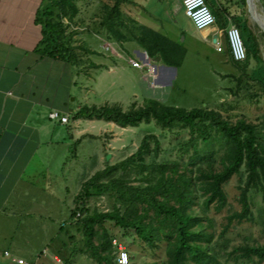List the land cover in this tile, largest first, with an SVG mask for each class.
Instances as JSON below:
<instances>
[{"label": "trees", "instance_id": "1", "mask_svg": "<svg viewBox=\"0 0 264 264\" xmlns=\"http://www.w3.org/2000/svg\"><path fill=\"white\" fill-rule=\"evenodd\" d=\"M46 1L48 6L38 15L42 34L36 51L76 65L75 47L66 31L79 13L77 0ZM131 3L132 0L103 3L97 26L103 28L110 40L120 44L132 41L154 61L180 67L185 47L125 15L124 4ZM84 49L87 53L94 52ZM252 51L258 52L257 45ZM231 61L241 73L236 77V89L232 90L236 96L247 64ZM247 84H244L246 88ZM260 85L264 88L263 83ZM74 118L104 120L120 127H137L142 122L154 121L163 129L179 127L189 131L188 139L178 143L181 154H188L185 162L178 159L157 162L160 140L155 134L147 133L131 155L96 171L83 182L76 201L112 190V195L121 202V206L115 205L109 211H90L85 203L71 210L74 220L79 211L82 213L77 221L82 226L85 251L97 264H118L112 240L123 242L105 222L118 227L123 238L133 243L142 241L149 248L164 244L167 264H229L230 259L232 264L264 262V244H244L227 250L225 242L222 245L216 242V236H223L234 221L254 220L249 192L259 193L264 201V121L258 123L244 116L232 121L216 109L166 105L154 98H144L141 104L133 102L125 110L118 103L82 105ZM219 152L220 166L216 167ZM116 169H120V177L101 181ZM233 175H238L241 182L240 210L227 215V222L217 235L213 219L207 213L211 208L219 212L228 205L224 186ZM131 178L138 184H132ZM261 213L264 228V207Z\"/></svg>", "mask_w": 264, "mask_h": 264}, {"label": "rangeland", "instance_id": "2", "mask_svg": "<svg viewBox=\"0 0 264 264\" xmlns=\"http://www.w3.org/2000/svg\"><path fill=\"white\" fill-rule=\"evenodd\" d=\"M132 1L133 4H124L125 15L173 38L186 48V55L181 66L178 68L171 66L175 70L172 71L171 84L168 86L164 101L161 102L184 108L216 109L232 121L241 116L258 123L264 121V88L260 85L264 84L263 58L255 57L249 60V65L245 68L246 72L241 76V89L234 96L232 90L237 87L236 77L241 74L239 69L228 61L226 64L230 67V71L227 70L228 67L225 69L220 65L217 60L220 53H214L211 46L197 36V33L193 31L195 27L192 26L177 1ZM113 2L114 0H77L80 12L72 25L67 28L66 36L70 39V44L75 47L78 58V63L73 64L72 72L75 74V69L81 70L80 75L84 78V88L81 87L82 83L78 80L77 85L70 93V111H74L80 105L99 106L113 103H118L125 110L133 102L141 104L144 98H151L144 95L139 83V78L144 71L132 63V61L138 62V60L130 58V54L138 57L137 52L133 49L135 43L126 41L120 45V43L108 39L103 28L97 26L101 19L102 4L111 5ZM257 2L262 5V12H260L264 16V0ZM142 9L149 16L144 13L142 15ZM63 21L67 23L65 19ZM86 23L87 26L82 27ZM241 26L242 39L250 48H255L257 43L264 40V32L257 22ZM192 35L198 41L191 40L190 36ZM183 37L186 38L184 41ZM84 47L92 48L96 53H87ZM90 62L98 63L99 66L91 67ZM109 66L114 67L113 72L108 70ZM146 68H150L149 65ZM88 73L93 74L94 79L88 78ZM245 83H249L247 84L248 88L244 85ZM94 120L100 125L99 128L96 126V128H92L96 135L94 137L91 135L78 137V140L70 141L68 150L65 149L61 153V160L57 165L59 169L53 167L50 177L51 181L53 180V192L47 191L46 193L45 191L44 195L37 199L38 206H40L41 200L45 201L44 208H38V212H41L40 217L36 211H33L30 216L32 222L27 240L25 237L16 239L20 250L45 248L46 256L49 255L47 256L49 264H64L66 260L68 261L66 264H97L89 252L85 251L82 226L77 221L82 213L77 210L79 216L76 215V220H74L71 218V210L76 205L84 203L90 211L93 209L109 211L115 205L121 206L117 197L112 195V190L76 201L77 194L82 190V180L84 182L89 180L96 171L131 155L147 133L155 134L160 140L157 162L173 159L185 162L188 157V154L182 155L178 147L179 142L188 139L189 131L187 129L174 127L167 130L161 128L154 121L142 122L137 127L125 128L104 120ZM151 146H154L153 140H151ZM220 154L219 152L216 155V167L220 166ZM63 155H67V157L62 158ZM96 157L98 159L95 161ZM146 161H149L148 157ZM95 163L98 166L90 169ZM120 173V169H116L101 181L120 177ZM131 179L132 184H138V181ZM240 184L239 176L233 175L224 186L228 195V205L219 212L211 208L207 213L213 219L217 235L226 224L227 215L235 210H240ZM249 197L254 220L234 221L223 236H216L217 245H222L225 242L227 250H231L233 246L238 245L264 244L263 214L261 213L264 201L259 193L253 191L249 192ZM72 198L73 200H71ZM23 216L26 217L24 214ZM23 216L20 217V221H23ZM65 219L68 221L67 224L64 222ZM105 226L110 228L113 234L122 237V244L130 255L129 264H167L164 244L149 248L142 241L133 243L131 239L123 238L122 231L111 222H105ZM25 243H28L27 247ZM54 254L59 255L61 262L54 260ZM26 258L31 260L34 257L26 256ZM41 259H37L38 264ZM221 259L223 260V258ZM232 262L233 260L230 259L228 263L232 264ZM258 264H264V262Z\"/></svg>", "mask_w": 264, "mask_h": 264}, {"label": "crops", "instance_id": "3", "mask_svg": "<svg viewBox=\"0 0 264 264\" xmlns=\"http://www.w3.org/2000/svg\"><path fill=\"white\" fill-rule=\"evenodd\" d=\"M175 1L183 10L182 0ZM253 1L254 9L261 13L262 5L258 4V0ZM206 2L216 16V23L209 28L193 31L210 45L216 54L220 52H217L213 45L215 31L230 24L242 28V24L252 25L256 22L252 13L253 7L250 11L247 0ZM48 4L46 0H0V264H15L4 255V251L27 260L29 258L26 256H33L29 261L36 264L37 259L43 258L40 264H49V255L46 256L45 248L20 250L16 239L25 237L27 240L33 211L40 217L38 208L43 209L45 201L41 200L38 206L37 199L41 198L45 191L53 192V180L50 179L53 167L59 164L61 153L65 149L68 150L70 141L87 135L94 137L96 134L92 128L100 127L94 119L74 118V113L82 105L70 111V93L78 80L84 88L81 70L75 69L74 74L73 64L56 57L41 55L36 51L42 34L38 15ZM143 13L145 14L144 10L142 15ZM145 15L149 16L147 13ZM85 26L87 23L82 25ZM190 38L198 41L193 35ZM184 39L186 38L183 37V41ZM245 45L249 60L255 57L264 58V40L257 43L256 54L249 45ZM133 47L138 57L130 54V58L138 60L142 65V68H137L144 71L139 78L144 95L164 101L171 84L172 71L175 69L154 61L136 44ZM90 50L96 53L94 49ZM229 59L227 52L220 53L217 58L220 65L225 69L228 67V71L230 67L226 61L236 67ZM148 65L150 68L147 69ZM109 67L108 70L113 72L114 67ZM87 75L88 78L94 79L93 74ZM54 110L61 115H68V122L61 123L58 119L51 118L49 113ZM108 123L116 125L114 122ZM97 159L96 157L95 161ZM97 166L95 163L90 169ZM83 182L84 180L81 184ZM22 216L24 219L20 221ZM64 222L68 223L66 219ZM42 224L44 225V222ZM27 244L25 243L26 247ZM55 256L59 258L58 254H54L53 258Z\"/></svg>", "mask_w": 264, "mask_h": 264}, {"label": "built area", "instance_id": "4", "mask_svg": "<svg viewBox=\"0 0 264 264\" xmlns=\"http://www.w3.org/2000/svg\"><path fill=\"white\" fill-rule=\"evenodd\" d=\"M184 14L190 19L191 23L197 30L209 28L216 23V16L206 0H182ZM241 29L235 24L215 31L213 33V45L217 52H227L229 58L235 62H243L247 58V48L245 42L242 39ZM132 63L142 68L139 62L132 61ZM49 116L53 119H58L61 123L68 122V115H61L58 111L54 110L49 113ZM77 215H79L77 213ZM116 250V262L118 264H129L130 255L126 250V247L118 242L116 238L112 240ZM4 255L15 264H36L23 257L13 256L9 251H4ZM54 260L61 262V259L54 257Z\"/></svg>", "mask_w": 264, "mask_h": 264}, {"label": "bare ground", "instance_id": "5", "mask_svg": "<svg viewBox=\"0 0 264 264\" xmlns=\"http://www.w3.org/2000/svg\"><path fill=\"white\" fill-rule=\"evenodd\" d=\"M254 18L259 21V23L264 27V16L261 13H258L255 9L252 10Z\"/></svg>", "mask_w": 264, "mask_h": 264}, {"label": "water", "instance_id": "6", "mask_svg": "<svg viewBox=\"0 0 264 264\" xmlns=\"http://www.w3.org/2000/svg\"><path fill=\"white\" fill-rule=\"evenodd\" d=\"M247 4H248V6H249L250 11L252 10V7H253V9H254L255 4H254V1H253V0H247ZM255 20H256V19H255ZM256 22L258 23V25L262 28V30H263V32H264V27H262V25L259 23V21L256 20ZM213 40H214V39H213ZM263 60H264V58H263Z\"/></svg>", "mask_w": 264, "mask_h": 264}, {"label": "flooded vegetation", "instance_id": "7", "mask_svg": "<svg viewBox=\"0 0 264 264\" xmlns=\"http://www.w3.org/2000/svg\"><path fill=\"white\" fill-rule=\"evenodd\" d=\"M245 64H247V66L249 65V59L246 58L245 61H244Z\"/></svg>", "mask_w": 264, "mask_h": 264}]
</instances>
